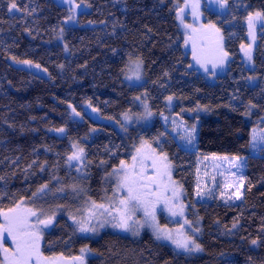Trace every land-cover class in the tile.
<instances>
[{"label":"trees","instance_id":"obj_1","mask_svg":"<svg viewBox=\"0 0 264 264\" xmlns=\"http://www.w3.org/2000/svg\"><path fill=\"white\" fill-rule=\"evenodd\" d=\"M79 1L87 10L58 41L68 16L64 7L52 0H15L28 30L26 45L14 46L4 45L2 34L11 0H0L5 11L0 12V211L32 200L41 194L42 185L48 186L42 192L51 195L47 202L56 211L70 212L76 206L81 210L90 198L91 179L87 175L78 180L68 165L69 141L125 146L128 159L136 141L144 138L174 166L173 176L187 196V216L195 212L201 222L202 255L176 254L146 228L140 235L104 229L93 238L82 236L64 212L40 236L43 255L74 256L87 247L93 256L86 264H264V153L252 156L250 148L251 132L263 127L258 122L264 118V19L254 51L255 68L248 69L240 56L241 46L248 42L244 19L255 11L264 16V0H226L223 15L204 10L205 17L222 30L230 57L226 73L213 83L191 67L186 37L176 19L181 0ZM121 54L143 63L145 81L134 91L97 83L101 72ZM25 60L31 65L17 63ZM35 65L44 71L42 76L29 71ZM252 75L258 78L255 86L247 82ZM6 90L24 98L47 99L48 130L64 128L65 135L48 134V144L4 147ZM137 95L155 115L150 128L119 132L87 115L83 121L72 120L67 107L80 112L88 102L102 117L120 121L122 114L140 110ZM169 96L179 99L172 113L189 126L196 125V153L181 150L161 125L158 117L171 114L165 105ZM198 154L244 158L240 201H193ZM160 220L166 222L162 216Z\"/></svg>","mask_w":264,"mask_h":264},{"label":"rangeland","instance_id":"obj_2","mask_svg":"<svg viewBox=\"0 0 264 264\" xmlns=\"http://www.w3.org/2000/svg\"><path fill=\"white\" fill-rule=\"evenodd\" d=\"M58 5L64 7L68 16L63 22V28L60 31L58 41H62L63 34L68 27H73L78 24V15L87 10V5L79 0H72V4L78 5L76 8L66 2V0H52ZM193 5H198L194 8ZM223 5V6H222ZM176 19L180 31L186 37V47L190 54L191 67L196 70L197 73L202 75L204 79L213 83L217 77L222 76L226 73L230 57L224 58L223 64L216 63L213 67V63L216 62V58L221 55L219 49L222 48L223 52L227 53L224 49V39L222 30L217 27L216 24L211 22L205 17L204 10L223 15L227 12V1L226 0H181V3L177 5ZM0 12H5L4 7L0 4ZM7 15L4 16V28L3 38L4 45H26L25 34H27L28 26L24 23L20 17L19 10L7 8ZM258 11L251 13L253 16V27L249 28V16L244 19V24L247 29L248 42L243 44L240 48V56L245 66L253 70L255 68L254 62V51L257 43V35L259 28L263 26V19H255V14ZM261 15L262 13L259 12ZM69 16L73 17L68 19ZM263 16V15H262ZM219 30L217 33L216 30ZM195 43L197 53L200 55L204 66L198 64L193 59V44ZM214 50L215 55H211L210 51ZM251 54V59L246 56V52ZM12 62V61H11ZM16 64L15 62H12ZM25 65V64H22ZM137 76L139 77L137 79ZM145 81V75L143 70V63L138 58H124V54L119 55L116 60L110 63L99 75L97 83L104 87H110L114 90H131L138 89ZM248 85L255 86L258 84V78L256 75H252L248 78ZM5 132H4V147H21L32 144H48V134L62 137L65 135V129L63 132L57 130H48V117L46 108L49 104L45 98H32V97H20L11 93L9 90L5 92ZM171 101L167 98L165 105L167 111L171 114L167 117H158L162 127L169 132L171 137L177 146L184 151L194 152L195 149V138H196V125L195 132H192L193 126H189L185 120H183L178 114L172 113L175 111L176 104L179 99L174 96ZM136 101L139 104L140 110L138 112H126L121 115L120 121L107 119L101 116L99 110L93 107L90 103L86 102L81 105V111H77L73 106L68 105L69 115L72 120L83 121V116L87 115L92 120L106 123L114 126L119 132H125L128 128L138 126L141 129L150 128L154 121L155 115L153 112L146 107L145 100L140 95L136 96ZM71 106V107H70ZM75 109V112H73ZM79 113V115H76ZM151 113V115H149ZM191 115L189 113H186ZM258 125H263L261 128H254L251 132V155L259 156L264 153V118L258 122ZM191 136L194 137L190 140ZM72 148V153L77 149L73 147L75 144L78 148H82L83 157L80 161L68 162L70 167H73L77 173L78 180H83L87 175L91 179L89 200L86 205L81 209L80 207L72 210L59 212L47 202L51 195L41 192L40 195H36L35 198L28 202L18 203L19 209L16 205L14 208L17 211L22 209H31L36 213L35 216L29 217V222L36 224L38 220L51 219V223L45 226L44 224H38L40 236L47 232L57 217V215L64 212L69 222L82 236L96 237L99 232L104 229L113 231H125L132 235H140L142 230L146 228L155 239L170 248L173 252L186 257H197L201 256L203 250L187 252L183 248H177L172 240L168 239H157V229L167 230L172 236L173 240H182L184 237L189 238L196 244H199V240L202 235L201 222L199 217L193 212V216L188 218L187 206L188 200L183 191L182 185L174 178V166L170 162L169 158L167 163L171 165V180L175 182L174 185H169V190L164 192V196L171 198L169 206H175L174 210L176 215H173L168 207L165 206L163 201L159 202L155 206V220L145 217L144 210L142 207H137L136 211L132 215V220L129 221L130 229L124 230L121 228L113 227V223L118 220L119 200L127 195L126 191L121 189L119 192L116 191L119 177L123 175L124 169L121 168V161H124L127 165L133 164V156L137 155V149H141L142 153L151 154L154 150L157 156L165 155L159 153L148 141L144 138L138 139L133 145L128 159L124 158L125 146L111 145L107 143H92L91 145H85L83 142H76L74 140L69 141ZM82 144V145H81ZM71 153V154H72ZM167 156V155H166ZM213 157H225L215 156L207 154H198L197 163V174H196V185L195 192L193 194V201L197 202H209L213 199H219L224 203H235L242 199L243 195V184L240 183L243 177L244 170V158L239 160L237 163L239 167H233L229 157L228 160L224 159H213ZM146 175H154V170L151 166V160L146 161ZM131 170V169H129ZM139 163L137 164L136 171H139ZM167 180V177L164 178ZM243 179V178H242ZM231 185V186H229ZM172 188L178 189V195L174 196ZM239 189L240 199L236 198V192ZM200 192V195H197ZM1 194V190H0ZM59 195V194H58ZM148 199L155 201V196H149ZM103 205L104 207H96V205ZM183 206V213L180 214V206ZM79 210V211H78ZM78 213L72 218V213ZM13 215L8 210L0 211V224L4 223V214ZM109 213H111L109 215ZM160 216L166 221L162 223ZM116 218L114 220L113 218ZM139 221L140 223H135ZM185 221H188L186 224ZM85 225L90 228H95V231L82 232L80 226ZM103 224V227H101ZM198 229V231H197ZM4 241H8L5 243ZM9 251L13 249L12 239L8 237L7 233L3 234V238L0 239V245H2ZM200 245V244H199ZM40 253L43 257L47 258L42 264H81L82 258L83 264H86L88 258L92 255V252L87 247L84 252L81 249L77 255L71 256H57L53 259L52 256H45L41 251V237L39 240ZM189 247H192L190 244ZM202 249V247H201ZM1 251V250H0ZM2 252V251H1ZM3 253V252H2ZM53 259V260H52ZM4 264V261L3 263Z\"/></svg>","mask_w":264,"mask_h":264},{"label":"snow or ice","instance_id":"obj_3","mask_svg":"<svg viewBox=\"0 0 264 264\" xmlns=\"http://www.w3.org/2000/svg\"><path fill=\"white\" fill-rule=\"evenodd\" d=\"M72 8L78 7V5L72 4V0H66ZM223 6V5H222ZM194 8L198 7V5H193ZM17 5L15 3V0H11L9 4V10L16 9ZM73 17L69 16L68 19H72ZM249 28L253 27V16L250 14L249 16ZM255 19H264V16H262L259 12L255 14ZM217 33L219 30H216ZM187 43V41H186ZM219 52L221 55H219L216 58V62L213 63V67L216 66V63L223 64L224 58L227 56V53L223 52V49L220 48ZM211 55H215V51H210ZM246 56H248L249 59H251L250 51L246 52ZM193 59L196 60L198 64H201V66H204V62H202L200 55L197 53L196 45L193 44ZM17 63H24L31 65V61H17ZM36 67H39V65H35ZM139 77L137 76V79ZM169 101H171L172 97L167 98ZM71 107V106H70ZM73 112H75V109H73ZM76 115H79V113H76ZM151 115V113H149ZM59 132H63L64 129L60 128L57 129ZM192 132H195V126L192 128ZM194 137L191 136L190 133V140ZM74 148L77 150L74 151L71 155L68 156V162H71L73 160L80 161L83 157V149L78 148L75 144L73 145ZM133 164L131 166L127 165L124 161H121V168L124 169L123 175L119 177V183L117 186L116 191H120L123 189L126 191L127 195L124 196L122 199L119 200V207L117 208L118 211V220L114 217L113 219L116 220L115 223H113V227L121 228L124 230L130 229L129 221L132 220V215L136 211L137 207H142L144 210L145 217L151 219L152 221L155 220V206L157 203L163 201L165 203V206L168 207V210L173 214L176 215V211L174 210L175 206H169L170 199L169 197L164 196V192L169 190V185H174L175 182L171 180V172L170 168L171 165L167 163V156L166 155H159L157 156L152 150L151 154H145L142 153L141 149H137V155L132 157ZM213 159H224L228 160L229 157H213ZM241 157L234 156L231 157L230 162L233 167H239L238 161L241 160ZM151 160L152 168L154 170V175L148 176L146 175V161ZM139 163L140 170L136 171L137 164ZM131 169V170H129ZM167 177V180L164 178ZM240 183L243 184V179L241 178ZM231 186V185H229ZM47 185H42L40 189H38L39 192H42L44 189H46ZM173 195H178V189L172 188ZM200 192H197V195H200ZM33 195H36L35 193ZM149 196H155L156 200H150L148 199ZM236 198L240 199V193L239 189H237L236 192ZM96 207H104L101 205H96ZM17 209H19V205L17 206ZM180 214L183 213V206H180ZM10 213H13V215H8L7 213L4 214V223L0 224V239L3 238V234L6 232L8 237L12 239L13 242V249L9 251L7 248H3L4 253V264H42L44 260L47 258L43 257L40 253V247H39V240H40V231L38 228V224H44L47 226L52 221L51 219L47 220H38L36 224L29 222L30 216H35L36 213L33 212L31 209H22L17 211L16 209H9ZM111 213H109L110 215ZM135 223H140L139 221H135ZM187 224L188 221H185ZM236 225L234 224L233 227ZM101 227H103V224H101ZM80 231L82 232H88V231H95V228H90L85 225L80 226ZM198 231V229H197ZM168 239L172 240V242L176 245L177 248H183L187 252L192 251H200L201 246L199 244H196L194 241L190 240L187 237H184L182 240H173L172 236L167 230H161L157 229V239ZM253 244L256 243V241H252ZM192 245V247H189V245ZM0 248H2V245H0ZM82 252L85 251V249H81ZM81 260V264H83L82 258H77Z\"/></svg>","mask_w":264,"mask_h":264},{"label":"water","instance_id":"obj_4","mask_svg":"<svg viewBox=\"0 0 264 264\" xmlns=\"http://www.w3.org/2000/svg\"><path fill=\"white\" fill-rule=\"evenodd\" d=\"M29 70L30 72H33L37 76H42L44 72L40 67H31Z\"/></svg>","mask_w":264,"mask_h":264},{"label":"bare ground","instance_id":"obj_5","mask_svg":"<svg viewBox=\"0 0 264 264\" xmlns=\"http://www.w3.org/2000/svg\"><path fill=\"white\" fill-rule=\"evenodd\" d=\"M32 67H36V66H32ZM30 71V70H29ZM33 73V72H32Z\"/></svg>","mask_w":264,"mask_h":264}]
</instances>
